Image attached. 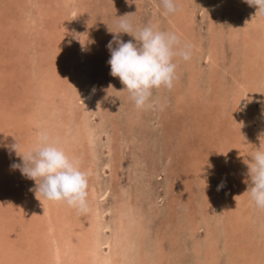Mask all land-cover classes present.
Wrapping results in <instances>:
<instances>
[{"label": "rangeland", "instance_id": "rangeland-1", "mask_svg": "<svg viewBox=\"0 0 264 264\" xmlns=\"http://www.w3.org/2000/svg\"><path fill=\"white\" fill-rule=\"evenodd\" d=\"M176 5L165 15L160 0H0V264H65L68 255H55L53 209L64 236L73 222L88 221L85 212L36 197L35 182L12 169L22 158L10 146L23 156L41 132L87 173L88 207L100 223L91 229L105 264L124 223L121 264H264V209L246 192L249 156L264 151V16L245 0ZM126 14L134 26L164 32L175 17L180 41L191 45V59L173 58V87L154 89L141 109L108 64L113 35L137 43L111 33ZM251 49L253 80L235 99Z\"/></svg>", "mask_w": 264, "mask_h": 264}, {"label": "clouds", "instance_id": "clouds-1", "mask_svg": "<svg viewBox=\"0 0 264 264\" xmlns=\"http://www.w3.org/2000/svg\"><path fill=\"white\" fill-rule=\"evenodd\" d=\"M165 15L178 11L176 0H160ZM264 16V0H245ZM132 14L117 18L116 31L113 34L125 33L134 38L127 42L113 35L107 48L110 51V75L119 78L130 94V99L137 109L150 106L154 89H171L176 79L177 64L174 57L184 61L191 58V45L182 44L175 33L156 30L155 26H134L127 19ZM113 44L116 45L113 48ZM109 88H112L109 85ZM22 162L11 165L23 176L35 182V194L53 202H63L79 212L88 211L87 188L88 177L81 170L80 161L70 157L52 140L47 132L38 134L36 145L23 156L18 155L19 145L10 146ZM250 185L247 189L251 201L258 209H264V151L257 150L248 163Z\"/></svg>", "mask_w": 264, "mask_h": 264}, {"label": "bare ground", "instance_id": "bare-ground-1", "mask_svg": "<svg viewBox=\"0 0 264 264\" xmlns=\"http://www.w3.org/2000/svg\"><path fill=\"white\" fill-rule=\"evenodd\" d=\"M164 13H165V10H164ZM188 13V12H187ZM178 18L179 15H178ZM177 18L175 17H172V21H173V26L171 27L172 31L171 30H167L168 32L170 33H175L176 35H178L179 37V34H182L180 32V27L179 25L177 24V21H176ZM189 24V23H188ZM168 25V24H167ZM166 25V26H167ZM171 25V24H169ZM253 25L257 26L256 24L253 23ZM168 29V28H167ZM264 30V29H263ZM180 32V33H179ZM186 32V31H185ZM215 33V32H214ZM187 34V33H186ZM215 35V34H214ZM236 35V34H235ZM234 35V36H235ZM181 36V35H180ZM186 36V35H185ZM188 36V35H187ZM234 36L231 35V37L233 38ZM215 39V37H214ZM234 39V38H233ZM213 40V39H212ZM223 41V40H222ZM212 44H213V41H211ZM249 42L248 44H250L251 42L250 41H247ZM246 42V43H247ZM182 43V42H181ZM188 43V42H187ZM211 44V43H210ZM216 45L218 46V43H214L213 45L210 46V49H208L210 51V59H211V64L215 67L217 66V62L215 61L217 59V55L216 53H214V49L216 48ZM247 45V44H245ZM194 47H196L197 49H201V46H200V43H198V45H194ZM255 50V48H254ZM253 50L251 49V51H248V50H245L244 54H245V69L243 70L242 69V81L241 82H238V85L239 87L243 88L244 90H242L241 92L243 94H240V92L238 90H236L235 92V95H233V97L236 99L239 98V97H242L247 95L248 94V91L245 90V86H247L248 84V81H252L253 79H251L250 77V73H251V69L248 66V63L252 60L253 58V55H255L254 51L252 52ZM252 52V54H251ZM194 55V54H193ZM209 57V56H208ZM178 59V57H176ZM191 59V58H190ZM193 60V59H192ZM68 61V60H67ZM210 62V61H209ZM188 63V62H187ZM210 64V65H211ZM189 65V64H188ZM253 66V65H251ZM213 68V67H212ZM199 71V70H198ZM213 72L215 71V69L213 68L212 70ZM195 74L196 72L193 71ZM193 73V75H194ZM215 74V72H214ZM43 75V74H42ZM41 75V76H42ZM241 75V74H240ZM211 77V76H210ZM211 81H212V77H211ZM210 81V82H211ZM190 83V82H189ZM191 83H194V84H191V91L194 92V90L197 89V86H196V80H195V77L191 76ZM239 93V94H238ZM238 94V95H237ZM214 98V97H213ZM93 100V99H92ZM251 103V102H250ZM79 109V108H78ZM59 115V114H58ZM232 117V116H231ZM80 137V136H79ZM84 139V138H83ZM75 145V144H74ZM84 145V144H83ZM86 145V144H85ZM88 145V144H87ZM242 147V146H241ZM243 149V148H242ZM241 149V150H242ZM73 150V149H72ZM247 150V149H246ZM242 153H240V157H238L236 160L237 161V164L239 165V167H241V165L243 164V161L247 155V153H245L244 150L241 151ZM67 153V152H66ZM74 153V152H73ZM69 154V153H67ZM251 158V155L249 156ZM248 158V157H247ZM236 171V170H235ZM229 173V171H227ZM228 177V176H227ZM231 177V176H230ZM24 187V185H23ZM226 187V186H225ZM60 205V204H59ZM96 207V206H95ZM94 210L96 211V209H93V206L90 205V207H88V211L85 212V215L88 219V221L85 222L84 224V221L82 223H74L73 222V226H71V228L66 232V236H64L60 231L62 230V226L60 225L63 220H61V217L62 215L58 213V209L55 208L53 209L52 212H55L57 215H55L53 217V220L55 222H58L60 223L58 228L55 230L56 231V235L55 236H58L57 239L58 242H57V247L55 248V251H57V254L56 255V258L59 259V257L61 256H66L65 258V264H94L93 262H97L96 264H98L99 262L101 264H105L106 261L104 260V256L101 255L98 250V247L97 246V242H96V236L94 234V230L91 229V228H94V229H99L100 227V223L97 222V219L95 220V214H94ZM22 211V210H21ZM97 212V211H96ZM61 215V216H60ZM59 216V217H58ZM55 218L58 219V221L55 220ZM236 218V217H235ZM60 219V220H59ZM190 225L189 226V229L194 232L195 228H196V225H198V223L194 222L193 220H190ZM55 222H52V223H55ZM117 223V222H116ZM19 224V223H18ZM189 224V222H188ZM83 225H85L86 227L84 228ZM125 225V228L122 227L120 229V232L118 231V234L117 232L115 231L114 233V237L116 238V240L112 241V246H111V253H110V256L107 258V261L110 263V264H121L120 262L123 260V257H125V253L123 252H119L120 249L116 247V242L120 240V238L122 237V242H128L129 241V230L127 229V225L126 223H124ZM55 226V224L53 225ZM52 226V227H53ZM24 227V226H23ZM22 228V227H21ZM84 228V229H83ZM23 229V228H22ZM48 229V228H47ZM27 230V229H26ZM92 230V231H90ZM142 231V230H141ZM28 232V231H27ZM54 232V231H53ZM30 233V232H29ZM120 234L122 236H120ZM15 235V234H14ZM69 235H71L69 237ZM119 235V236H118ZM53 238V236H52ZM38 239V238H37ZM176 239V238H175ZM210 242V241H208ZM33 244V243H32ZM43 244V243H42ZM35 245V244H34ZM106 245V244H105ZM109 245V244H108ZM103 247V246H102ZM132 247V246H131ZM3 248V247H2ZM66 251H67V254H66ZM69 251V253H68ZM122 251V249H121ZM63 261V260H62Z\"/></svg>", "mask_w": 264, "mask_h": 264}]
</instances>
